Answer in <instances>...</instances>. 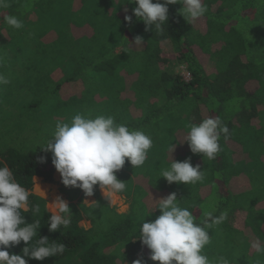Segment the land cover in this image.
<instances>
[{
    "label": "trees",
    "instance_id": "trees-1",
    "mask_svg": "<svg viewBox=\"0 0 264 264\" xmlns=\"http://www.w3.org/2000/svg\"><path fill=\"white\" fill-rule=\"evenodd\" d=\"M6 3L0 8V73L10 82L0 84V162L32 193L30 205L40 206L34 217L24 213L27 222L40 221L34 239L46 236L66 246L61 256L29 264H134L141 258L159 264L150 259L138 228L161 214L156 209L147 216L156 200L172 192L197 223L208 212L227 213L209 230L211 242L203 251L210 260L264 264L258 250L264 248V0H203L208 10L192 25L178 11L181 4L169 5L163 34L154 25L146 31L134 15L129 25L125 16L136 5L127 0ZM8 15L23 27L8 26ZM138 35L143 44L136 46ZM179 64L189 79L176 70ZM76 114L111 115L150 135L153 147L143 166L126 160L116 173L126 185L120 194L130 204L127 212L110 205L99 186L87 204L81 189L62 183L71 222L51 232L47 200L33 187L36 176L55 182L56 169L52 154L37 143L41 135L42 143L51 137L53 122H70ZM208 116L222 120L230 132L227 138L221 134L213 160L181 142L190 124ZM174 146L172 158L199 164L203 180L169 184L159 177ZM85 218L89 228L80 225ZM24 246L8 251L22 254Z\"/></svg>",
    "mask_w": 264,
    "mask_h": 264
},
{
    "label": "clouds",
    "instance_id": "clouds-1",
    "mask_svg": "<svg viewBox=\"0 0 264 264\" xmlns=\"http://www.w3.org/2000/svg\"><path fill=\"white\" fill-rule=\"evenodd\" d=\"M127 3L136 5L132 15L125 16L129 25L134 15L144 22L146 31L154 25L159 34L165 32L169 5L181 4L178 11L191 25L208 10L203 0H127ZM8 6L6 0H0V8ZM4 20L12 28L23 27V22L15 15L5 16ZM141 44L143 37L138 35L135 45ZM128 46L132 48L130 41ZM9 82L0 73V84ZM222 133L225 138L228 137V126L219 118L208 116L199 123L190 124L186 138L181 142H187L193 154H202L204 158L213 160L220 151ZM38 145L45 153L52 154V164L65 187L79 188L90 197L99 186L105 198L114 203L116 194L126 188L116 173L124 167L126 160L134 168L143 166L148 151L153 147V139L142 130H130L127 125L117 123L111 115L93 118L76 114L70 122L57 120L51 137ZM174 148L170 150L169 166L161 170L159 177L165 178L169 184L192 185L203 180L199 164L193 166L190 158L184 161L172 158ZM40 160L46 162L47 157L43 156ZM31 195L9 166L0 162V264H29V259L43 261L51 256H61L66 250L63 243L46 236L34 239L41 227L40 221L33 219L29 223L24 216V213H31L34 217L40 211L39 204L30 205ZM156 201L158 203L147 216L156 209L161 214L153 221L144 219L138 228L141 243L150 250L152 261L159 264H230L223 256L210 260L203 251L211 242L209 230L227 219L226 212L219 216L208 212L202 222L197 223L193 211L180 205L175 192ZM71 211L70 205L60 196L49 202V231L67 228L71 222ZM21 242L25 245L22 254H10L8 249L19 246ZM258 250L264 253V248ZM134 264L146 262L141 258Z\"/></svg>",
    "mask_w": 264,
    "mask_h": 264
},
{
    "label": "crops",
    "instance_id": "crops-1",
    "mask_svg": "<svg viewBox=\"0 0 264 264\" xmlns=\"http://www.w3.org/2000/svg\"><path fill=\"white\" fill-rule=\"evenodd\" d=\"M54 180L55 182L50 183V182L45 181L44 178L40 176H36L34 178L33 192L47 200V208H49V202L54 201L58 196L62 197L65 201H67V203H69V200L66 198V194L62 191L61 176L57 170L54 173ZM98 190H99L100 195L103 198H105L102 190L99 187H98ZM86 197L87 196H85V198ZM94 200L95 198L92 195L91 201L88 202L87 204H90ZM110 205L114 206L112 203ZM82 222H84V224H82ZM80 225L84 226L85 228H89L91 226V222L90 220L85 218L80 222Z\"/></svg>",
    "mask_w": 264,
    "mask_h": 264
},
{
    "label": "rangeland",
    "instance_id": "rangeland-1",
    "mask_svg": "<svg viewBox=\"0 0 264 264\" xmlns=\"http://www.w3.org/2000/svg\"><path fill=\"white\" fill-rule=\"evenodd\" d=\"M176 70L179 71L180 73H182L184 75V77L186 79H189L190 78V75L189 73L187 72V70L185 69V66L183 64H179L177 65L176 67ZM55 127V122H53V124L51 126H49L50 130L53 132L54 131V128ZM47 133V127L43 126L41 128V134H46ZM41 140L39 141V143H42L43 142V135H41ZM37 143V144H39ZM105 197V196H104ZM92 199V196H87L86 198H84V202L85 203H88L90 202ZM115 199V202L112 203L114 206H116V208L121 211V212H127L129 210V202L126 200L125 196L118 193L116 194V196L114 197ZM110 202V201H109ZM111 204V203H110ZM82 224H84V222H82Z\"/></svg>",
    "mask_w": 264,
    "mask_h": 264
}]
</instances>
